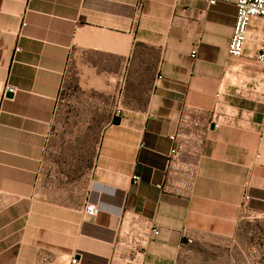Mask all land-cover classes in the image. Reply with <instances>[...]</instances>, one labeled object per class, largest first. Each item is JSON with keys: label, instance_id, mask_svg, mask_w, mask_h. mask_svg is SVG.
Segmentation results:
<instances>
[{"label": "crops", "instance_id": "0c3cea01", "mask_svg": "<svg viewBox=\"0 0 264 264\" xmlns=\"http://www.w3.org/2000/svg\"><path fill=\"white\" fill-rule=\"evenodd\" d=\"M210 1L0 0V264H178L204 239L264 264V66L227 52L236 0ZM217 92L240 126L187 142L192 183L157 190L178 120L202 132ZM64 120L100 130L80 177ZM124 214L158 231L141 254L116 244Z\"/></svg>", "mask_w": 264, "mask_h": 264}, {"label": "built area", "instance_id": "2783aa9c", "mask_svg": "<svg viewBox=\"0 0 264 264\" xmlns=\"http://www.w3.org/2000/svg\"><path fill=\"white\" fill-rule=\"evenodd\" d=\"M214 3L215 0L210 1V4ZM235 9V22L227 47L229 56L241 58L244 55L245 47L249 43H253L255 47L254 60L264 66V0H236ZM24 26L25 23L22 22L21 27ZM15 51L18 52L19 48H15ZM195 57L196 49L194 48L190 52V58L194 59ZM5 92L14 93V90L7 86L5 87ZM228 93L217 92L215 94L213 107L208 113L205 124L202 125V132L198 131V122H187L185 118L178 120V126L186 124L189 133L185 141L179 139L177 132L169 135L170 147L166 155L162 181L156 185L157 190L165 193H174V188L184 187L188 183L189 178L192 183L196 165L184 161V148L187 142H193L196 146L201 142L205 131L240 126L241 116L231 109L225 101ZM234 93L240 94L237 91ZM192 155H198L197 151L193 150ZM175 178H178V180L172 182ZM133 179L135 181L138 178L135 176ZM247 199L248 197H245V200ZM97 211V206L94 203H86L83 207V212L87 216H95ZM157 235L158 231L151 228L147 222L136 216L124 214L119 222L116 244L133 254H141L148 243ZM76 262L75 258L71 260V264H76Z\"/></svg>", "mask_w": 264, "mask_h": 264}, {"label": "rangeland", "instance_id": "374dc122", "mask_svg": "<svg viewBox=\"0 0 264 264\" xmlns=\"http://www.w3.org/2000/svg\"><path fill=\"white\" fill-rule=\"evenodd\" d=\"M79 115V114H78ZM99 117V116H98ZM100 117L105 120V115L101 114ZM78 123H80V116H78ZM74 122L69 125L67 121L61 124L57 130V138L61 143L59 148H71L72 152H77V158L71 162L75 168L76 174L80 177L91 164V158L95 154L99 129L97 127L85 131L80 128L75 129ZM81 134V135H80ZM77 135L78 139L76 145L66 144L69 138H74ZM218 242L212 239H204L202 242L192 246V252L189 257H182L178 264H229V254H224V250L229 249V244L220 247Z\"/></svg>", "mask_w": 264, "mask_h": 264}, {"label": "water", "instance_id": "95a60500", "mask_svg": "<svg viewBox=\"0 0 264 264\" xmlns=\"http://www.w3.org/2000/svg\"><path fill=\"white\" fill-rule=\"evenodd\" d=\"M8 97H10L11 96V94L10 93H8V94H6Z\"/></svg>", "mask_w": 264, "mask_h": 264}]
</instances>
